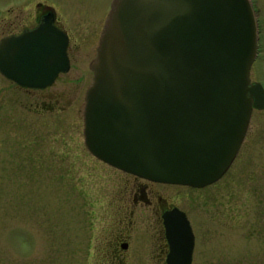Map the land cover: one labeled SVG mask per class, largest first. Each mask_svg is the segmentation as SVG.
Returning a JSON list of instances; mask_svg holds the SVG:
<instances>
[{
    "label": "water",
    "instance_id": "1",
    "mask_svg": "<svg viewBox=\"0 0 264 264\" xmlns=\"http://www.w3.org/2000/svg\"><path fill=\"white\" fill-rule=\"evenodd\" d=\"M68 38L47 17L0 42V71L51 86L70 68ZM259 24L252 0H113L90 68L85 142L97 158L149 181L203 188L237 157L264 86L252 82ZM168 264H193L196 237L164 214Z\"/></svg>",
    "mask_w": 264,
    "mask_h": 264
},
{
    "label": "rangeland",
    "instance_id": "2",
    "mask_svg": "<svg viewBox=\"0 0 264 264\" xmlns=\"http://www.w3.org/2000/svg\"><path fill=\"white\" fill-rule=\"evenodd\" d=\"M252 2L259 24V46L251 78L264 86V0ZM102 3L103 0H0V31L9 30L14 15L22 21L31 13L33 25L36 6H52L57 16L74 28L82 44L73 47L75 73L65 78L82 76L86 81L93 54L91 44L84 45L85 29L90 24L88 8L96 10ZM62 79L52 90L60 91V95L64 93L61 99L71 108L64 113L42 111L41 116L32 113L30 117L32 146L36 145L38 150L32 153L31 161L41 153L44 167L31 169L26 166L27 159L20 158L21 168L11 170L7 167L8 158L0 154V264H102L105 261L106 256L97 245L107 235L110 223L107 213L113 207V200L123 194L120 179L110 166L89 155L81 128L79 132L76 130L77 115L72 113H77L82 102L84 82L76 86L65 84ZM59 119L64 121L66 139L59 145L69 152L66 161L56 154L60 147L54 142L61 139L55 124ZM52 133L58 136L52 138ZM43 134L45 149L44 141H39L38 136ZM243 143L227 178L236 168L248 166L251 183L242 178L225 187L230 198L225 199L223 213L218 202L224 180L203 188H158L168 197L176 196L178 205L188 212L196 237L193 264H264V110L253 111ZM75 155H78V167L73 165ZM135 236L149 237L151 244L161 240L155 238L152 228L142 227Z\"/></svg>",
    "mask_w": 264,
    "mask_h": 264
},
{
    "label": "flooded vegetation",
    "instance_id": "3",
    "mask_svg": "<svg viewBox=\"0 0 264 264\" xmlns=\"http://www.w3.org/2000/svg\"><path fill=\"white\" fill-rule=\"evenodd\" d=\"M112 1L108 3V0H103L99 8L93 11H89L88 8L87 14L88 18L90 17L91 25L89 24L85 29L87 33L84 35L85 43H83L84 45L91 44L93 54L88 62L89 74L86 81L83 80L84 78L82 76L71 79L65 78L68 74L75 73V66L73 64L74 54L72 49L74 46H80L82 44L79 42V35L75 33L76 31L74 28L68 27L59 18L52 6L38 4L36 6L37 12L33 25H31V13L27 17H24L22 21L14 15V18L8 25L9 30L6 32L4 28V30L0 31V33H2L0 37L1 42L5 37L19 36L26 30H32L39 26L44 18L52 17L54 19V25L68 38L67 56L70 62L69 70L60 72L54 83L46 88L23 87L6 77L0 71V149L2 150L0 154L2 158H8L9 164L7 167L11 170L21 168L19 164L20 158H26L27 160H25V163H28L26 166L31 169L37 168L34 166H40L38 168L44 167V165L42 166L43 158L41 153L39 154V158H36L33 162L31 161L32 153L38 150L36 149V145L35 148L32 146L30 117L32 113L41 116L42 111L64 113V111L68 109V105L61 99L64 97V93L60 95V91L52 90L62 77V81H65V84H75L78 86L84 82L81 92L82 102L77 106V113H72L77 115L76 130L79 132L81 128L84 145L89 155L105 165L110 166V168L118 174L120 179L119 185L123 193L121 197L114 200L112 199L113 202L111 206L113 207L110 209V212L107 213V221H110L109 228L105 232L107 235L104 236L102 240L98 241L97 247L100 253L106 256L102 264H131V261H133L134 264H168L167 257L170 252V247L166 237L164 214L178 207L186 212L188 218L189 215L187 211L178 205V198H176V196L173 198L168 197L158 188L163 186L182 185L153 182L125 172L97 158L88 149L85 142V98L87 90L93 81V71L90 65L97 56L99 42L111 10ZM90 27H92V29L88 30ZM72 120L75 121V117H73ZM63 123L64 121H62V119H59L58 122L55 123L57 124L56 131L59 132L61 139L56 138L58 135L54 136L53 133L52 138H56L54 142L60 147L56 154L60 155L66 161L69 152H64L59 145L60 142L63 145V140L66 139V135L63 133ZM38 136L40 139L39 141H44L43 148L45 149L46 135L43 134V137L41 135ZM39 147H41V145H39ZM240 151L234 163L237 161ZM72 159L73 165L78 167V155L73 156ZM244 161L246 162V158ZM234 163L218 181L219 183L224 180V182H222L224 187L220 193L221 200L219 199L220 201L218 202L221 213L226 209L225 199L230 198L229 192L224 190L225 187H227L229 183H236L242 178L246 180V182L251 183V170L246 171V169L249 168L248 166L236 168L232 176L227 178L232 168H234ZM242 168L244 170H242ZM230 194L232 195V193ZM145 210L149 213H144ZM228 210L231 211V209ZM139 227L152 228L156 235L155 238L158 239L161 237V240L158 239V243H155V241L151 244L149 237L138 236L136 238V232H139L141 229Z\"/></svg>",
    "mask_w": 264,
    "mask_h": 264
}]
</instances>
